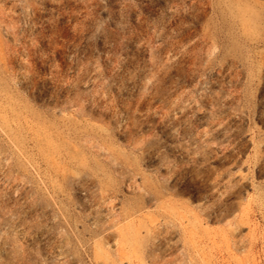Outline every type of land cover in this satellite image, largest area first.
Returning a JSON list of instances; mask_svg holds the SVG:
<instances>
[{
  "label": "rangeland",
  "instance_id": "1",
  "mask_svg": "<svg viewBox=\"0 0 264 264\" xmlns=\"http://www.w3.org/2000/svg\"><path fill=\"white\" fill-rule=\"evenodd\" d=\"M0 264H264V0H0Z\"/></svg>",
  "mask_w": 264,
  "mask_h": 264
}]
</instances>
